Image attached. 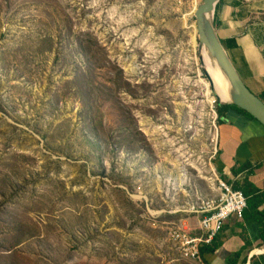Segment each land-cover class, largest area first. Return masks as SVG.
Returning a JSON list of instances; mask_svg holds the SVG:
<instances>
[{
    "label": "rangeland",
    "instance_id": "1",
    "mask_svg": "<svg viewBox=\"0 0 264 264\" xmlns=\"http://www.w3.org/2000/svg\"><path fill=\"white\" fill-rule=\"evenodd\" d=\"M201 1L0 0V264H201L168 230L218 194Z\"/></svg>",
    "mask_w": 264,
    "mask_h": 264
},
{
    "label": "crops",
    "instance_id": "2",
    "mask_svg": "<svg viewBox=\"0 0 264 264\" xmlns=\"http://www.w3.org/2000/svg\"><path fill=\"white\" fill-rule=\"evenodd\" d=\"M213 20L244 84L255 95L263 94L264 0H221ZM216 147L213 168L250 203L241 221L234 217L226 221L212 242L217 245L215 252L204 255L211 258L208 264H227L237 253L242 259L249 250L252 255L264 247L260 238L264 229V128L244 114L228 110L217 126ZM253 199L257 211L251 207ZM253 258L250 256L248 264Z\"/></svg>",
    "mask_w": 264,
    "mask_h": 264
},
{
    "label": "built area",
    "instance_id": "3",
    "mask_svg": "<svg viewBox=\"0 0 264 264\" xmlns=\"http://www.w3.org/2000/svg\"><path fill=\"white\" fill-rule=\"evenodd\" d=\"M217 119V117H215ZM217 149L215 147L214 154ZM218 194L214 199L201 201L191 206L192 213L198 215L199 235L191 234L192 229L181 223L173 224L169 230V239L177 247L180 255L187 260L205 264L200 252L203 246H210L226 221L234 217L241 221L247 208L244 194L216 177ZM171 231V232H170Z\"/></svg>",
    "mask_w": 264,
    "mask_h": 264
},
{
    "label": "water",
    "instance_id": "4",
    "mask_svg": "<svg viewBox=\"0 0 264 264\" xmlns=\"http://www.w3.org/2000/svg\"><path fill=\"white\" fill-rule=\"evenodd\" d=\"M218 1L202 0L194 12L198 46L208 51L228 83V100L225 102L219 101L218 98L216 100L219 106L234 105L243 110L264 128V103L244 84L214 26V12ZM204 75L209 79L206 72Z\"/></svg>",
    "mask_w": 264,
    "mask_h": 264
},
{
    "label": "bare ground",
    "instance_id": "5",
    "mask_svg": "<svg viewBox=\"0 0 264 264\" xmlns=\"http://www.w3.org/2000/svg\"><path fill=\"white\" fill-rule=\"evenodd\" d=\"M194 26L196 32V23L194 24ZM196 50L199 52L200 59L204 63V67L202 66V70L204 74L206 72V74L208 75L212 84V88H213L212 91L214 92L215 96L221 102L227 101L228 83L222 71L218 67L217 63L210 57L208 51L205 48H199L198 41H197ZM260 253L261 251L256 250L255 254H260Z\"/></svg>",
    "mask_w": 264,
    "mask_h": 264
},
{
    "label": "trees",
    "instance_id": "6",
    "mask_svg": "<svg viewBox=\"0 0 264 264\" xmlns=\"http://www.w3.org/2000/svg\"><path fill=\"white\" fill-rule=\"evenodd\" d=\"M221 0H219L218 2H217V4L220 2ZM216 4V5H217ZM221 43H222V45L224 46V48L226 49V47H225V44H224V42L221 40ZM254 94V93H253ZM257 96V95H256ZM263 103H264V93L263 94H261V95H258L257 96ZM228 110H236V111H238V112H240V113H242V114H244L245 116H247L248 118H250V119H253L249 114H247L246 112H244L243 110H241V109H239V108H237V107H235L234 105H222V106H219V105H216V107H215V112H216V114H217V122L219 123L220 122V120L224 117V115H225V113L228 111ZM253 120H255V119H253ZM256 121V120H255ZM233 189H236V188H233ZM244 194V193H243ZM245 196V195H244ZM263 199H264V196H263ZM249 206V209H250V203H247V207ZM257 204L254 202V199H253V206L251 205V207L253 208V211L255 210V211H257L256 209H258L257 208ZM246 213V212H245ZM243 214V216L245 217L246 216V214ZM260 215H262V213H259ZM260 238H261V240H262V245L261 246H264V229L261 231V233H260ZM216 248H217V245L216 244H214V243H212L210 246H203V247H201L200 248V252H201V254H202V256L204 257V255L205 254H208V253H214L215 252V250H216ZM264 258V255H263V257H262V259ZM204 259V258H203ZM240 259H241V254L240 253H237L236 255H235V257H232V258H230V259H228V261H227V264H245L247 261H246V259H244L241 263H240ZM254 259V258H253ZM253 259H251V263L250 264H254L253 263ZM264 260V259H263ZM204 262H205V264H208L207 263V261L204 259ZM264 264V263H263Z\"/></svg>",
    "mask_w": 264,
    "mask_h": 264
}]
</instances>
